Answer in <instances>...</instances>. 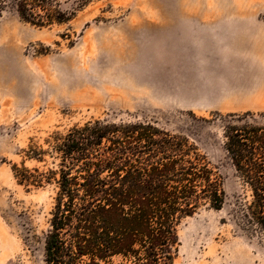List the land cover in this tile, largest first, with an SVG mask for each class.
<instances>
[{"label": "rangeland", "instance_id": "obj_1", "mask_svg": "<svg viewBox=\"0 0 264 264\" xmlns=\"http://www.w3.org/2000/svg\"><path fill=\"white\" fill-rule=\"evenodd\" d=\"M57 2L61 24L0 16V264H42L56 191L18 185L12 165L52 132L94 119L180 132L217 167L226 204L180 223L174 264H264V238L232 217L236 196L249 198L220 128L228 114L264 124V0Z\"/></svg>", "mask_w": 264, "mask_h": 264}, {"label": "trees", "instance_id": "obj_2", "mask_svg": "<svg viewBox=\"0 0 264 264\" xmlns=\"http://www.w3.org/2000/svg\"><path fill=\"white\" fill-rule=\"evenodd\" d=\"M31 26L65 22L57 0H0ZM264 119V115L261 114ZM222 149L248 198L232 217L264 238V124L252 114L221 121ZM29 146L25 160L45 163L11 171L25 188L55 186L42 264H174L178 226L200 208L220 211L226 193L218 169L189 137L148 121L94 119Z\"/></svg>", "mask_w": 264, "mask_h": 264}, {"label": "bare ground", "instance_id": "obj_3", "mask_svg": "<svg viewBox=\"0 0 264 264\" xmlns=\"http://www.w3.org/2000/svg\"><path fill=\"white\" fill-rule=\"evenodd\" d=\"M6 63V62H5ZM12 65V64H11Z\"/></svg>", "mask_w": 264, "mask_h": 264}]
</instances>
